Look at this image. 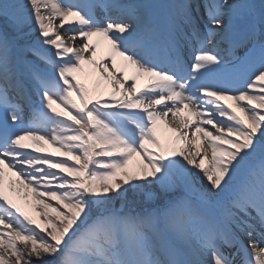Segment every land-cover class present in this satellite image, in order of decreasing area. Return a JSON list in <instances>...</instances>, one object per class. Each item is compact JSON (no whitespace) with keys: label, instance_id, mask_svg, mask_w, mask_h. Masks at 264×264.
<instances>
[{"label":"snow or ice","instance_id":"snow-or-ice-1","mask_svg":"<svg viewBox=\"0 0 264 264\" xmlns=\"http://www.w3.org/2000/svg\"><path fill=\"white\" fill-rule=\"evenodd\" d=\"M0 22V264H264V0H0Z\"/></svg>","mask_w":264,"mask_h":264},{"label":"bare ground","instance_id":"bare-ground-1","mask_svg":"<svg viewBox=\"0 0 264 264\" xmlns=\"http://www.w3.org/2000/svg\"><path fill=\"white\" fill-rule=\"evenodd\" d=\"M162 1V2H161ZM167 1L172 2V0H153L154 3L161 5V6H165L167 4ZM98 16H102L103 17V13L98 12L97 13ZM66 41L69 44H72L71 40H68L66 37ZM96 41V38H94V41ZM108 55V47L106 45V43H101L100 48L97 50V55L95 57V59L97 60V62L103 60L105 63H108V60L106 59ZM117 65H121L123 62L121 60V58L117 57L116 60ZM87 70L90 71L94 68H96L95 65H87ZM128 75L131 76L133 75V70L131 68L127 69ZM100 72L98 69H96V74L95 76L91 77V81H92V85L95 86V82L96 79L98 77H100ZM148 83V80L146 77H140L139 78V82L137 84V87H143L145 84ZM103 90L102 92H104L105 94H107L109 91H111V85L107 83V81H103ZM129 84H131V81H129ZM227 103H232L231 101H227ZM183 115H187V113H183ZM176 124L178 125V121L176 122ZM176 126V125H174ZM159 130L162 136H164L166 138V141L170 140L171 138H173L175 136V133L167 126V124H165L164 122H161L159 125ZM29 143H31L29 141ZM205 146H206V142H205ZM46 148V154L47 153H52V152H56V147H53L51 145H45ZM57 159H66V157L61 156L59 153L57 154ZM140 159H138V157L134 158L132 164H134L135 166L138 164ZM73 163H75L73 161ZM18 178L14 175V173L7 171V169L5 170L4 173V182H5V190L8 192L9 196L16 202L18 203L26 212L29 213V215L33 216L34 219L37 220L38 223H44L43 218L40 216V211L42 209H40L37 205V201H36V197L34 196V194L27 192V199H25V193L26 190L24 191H13V187H15L16 189H21L23 186L20 184H15L13 185V181H16ZM54 218V217H53Z\"/></svg>","mask_w":264,"mask_h":264},{"label":"rangeland","instance_id":"rangeland-1","mask_svg":"<svg viewBox=\"0 0 264 264\" xmlns=\"http://www.w3.org/2000/svg\"><path fill=\"white\" fill-rule=\"evenodd\" d=\"M0 23H2V22H0ZM85 71L87 72L88 70L86 69V67H85ZM83 78V77H82ZM88 84H89V87H93L92 86V81H91V78H89V79H87V81H86ZM103 90V84L101 83L100 84V91H102ZM74 98H76L75 96H74ZM77 99V102L79 103V100H78V98H76ZM165 141H166V138H164V137H162ZM167 142V141H166ZM138 159H140L139 157H138ZM135 169V165L134 164H132L131 166H130V170H134ZM117 207H119V204L117 203Z\"/></svg>","mask_w":264,"mask_h":264}]
</instances>
